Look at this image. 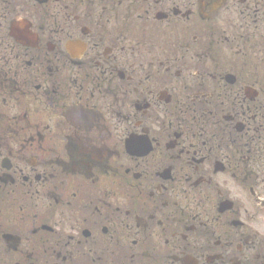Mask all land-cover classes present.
<instances>
[{
	"label": "flooded vegetation",
	"instance_id": "1",
	"mask_svg": "<svg viewBox=\"0 0 264 264\" xmlns=\"http://www.w3.org/2000/svg\"><path fill=\"white\" fill-rule=\"evenodd\" d=\"M0 264H264V0H0Z\"/></svg>",
	"mask_w": 264,
	"mask_h": 264
}]
</instances>
